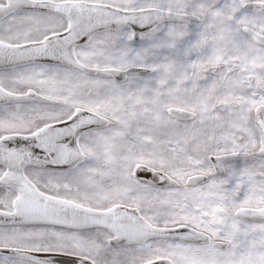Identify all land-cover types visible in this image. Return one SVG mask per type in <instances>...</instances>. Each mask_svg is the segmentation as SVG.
<instances>
[{"label": "snow or ice", "instance_id": "obj_1", "mask_svg": "<svg viewBox=\"0 0 264 264\" xmlns=\"http://www.w3.org/2000/svg\"><path fill=\"white\" fill-rule=\"evenodd\" d=\"M0 264H264V0H0Z\"/></svg>", "mask_w": 264, "mask_h": 264}]
</instances>
